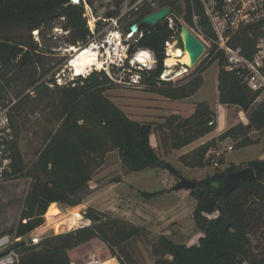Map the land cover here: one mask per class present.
I'll use <instances>...</instances> for the list:
<instances>
[{"label":"trees","instance_id":"trees-1","mask_svg":"<svg viewBox=\"0 0 264 264\" xmlns=\"http://www.w3.org/2000/svg\"><path fill=\"white\" fill-rule=\"evenodd\" d=\"M184 2V22L193 28L191 0ZM162 4L161 8L171 7L174 13H181L176 0H164ZM119 15V10L107 14L108 18ZM176 17V27L180 29ZM57 18L66 20L63 29L69 31L71 44L85 45L88 42L91 33L82 0L74 4L71 0H0L1 78L6 86L21 83L25 84L24 90L35 87L39 81L36 63L41 62L36 43L14 38L10 33L23 27L31 33ZM140 30L142 37L131 47L130 53L148 49L154 53L157 62L153 69L140 72L143 88L171 101L194 96L203 85L204 71L217 60L203 64L201 68L199 65L177 81L162 80L167 58L165 43L174 32L166 21L155 28ZM219 64V102L250 111L258 95L251 92L234 72L225 71L223 60ZM42 68L45 75L49 70ZM14 71L22 72L24 76L7 77ZM113 84L105 71H93L53 91L45 83L35 87L36 92L45 90L49 94V100L44 104L53 107L58 123L47 131L31 166L25 164L18 141L15 139L11 143L14 174L32 180L17 228L18 236L43 225L53 204L70 207L82 204L93 174L104 166L107 155L114 150L119 151L127 172H141L166 164L151 145L154 129L167 132L173 150H180L217 129V115L207 102L197 104L194 114L188 118L170 115L163 124L155 127L134 121L105 96V91ZM28 99V95L23 97L19 106ZM41 101L43 99L39 98ZM258 131H264V102L252 110L247 125L239 123L231 127L219 137L182 155L179 160L191 169L212 167L215 161V157L209 155L212 149L219 148L226 140H234L239 148L258 144L251 137ZM218 163L219 166L224 164V155ZM247 167L254 169L256 179L241 182L225 199L219 196L223 180L227 174L242 168L217 169L214 175L198 181L197 188L192 191L198 199L193 216L202 236L191 246L163 237L153 246V264H264V250L256 257L252 241V235L264 231V159L250 161ZM157 194L147 193V196ZM86 218L92 222L90 226L47 235L39 245L17 243L14 246L18 254L15 264H72L69 252L94 240L103 242L120 264H139L124 246L141 235L142 227L91 207ZM168 255L172 260L167 258Z\"/></svg>","mask_w":264,"mask_h":264},{"label":"rangeland","instance_id":"rangeland-1","mask_svg":"<svg viewBox=\"0 0 264 264\" xmlns=\"http://www.w3.org/2000/svg\"><path fill=\"white\" fill-rule=\"evenodd\" d=\"M80 0H71V3H79ZM132 0H82L85 16L87 18V26L90 30L91 37L85 45H73L69 42L70 33L68 30L63 29L65 25L64 18H57L53 20L50 24L43 25L39 30H34L31 33L26 30V28H21L17 32H11L10 35L14 38H23L24 41H33L38 45V56L41 62H37L39 69V81L38 85L45 83L50 91L56 89V87H64L67 83L73 82L78 77L73 76V71L69 66L70 60L75 55L74 52L69 49L72 46L77 47H86L90 43H97L96 45H101L106 36L110 32V19L107 14L119 10V32L123 34V38H126V35L131 31L130 28L133 23L137 22L147 13H153L156 8L162 7V2L164 0H155V6L151 4L138 5V7H133ZM178 6L180 7L181 13L176 15L184 22L185 11H183V5H185L184 0H176ZM186 6V5H185ZM175 28V39L174 46L176 48L175 57L181 58L184 53L183 42L181 39V28ZM142 31L139 30L135 37L127 40L130 48L135 46L138 42V39L141 37ZM176 43V44H175ZM27 49H25L26 51ZM140 50V49H139ZM167 56V54H166ZM168 57V56H167ZM207 60H200L195 67L188 69V72L178 76V71L182 67H186L182 64L179 67L172 69V73L166 77L167 81H177L178 79L187 75L191 70L196 69L199 65L200 68L203 64H207ZM165 69L167 70L166 63H164ZM42 67L48 69L49 71L43 75ZM165 70V73H166ZM177 70V71H175ZM220 70V64L215 61L213 62L203 73V85L199 91L194 95V97L186 103H181L182 101H171L166 99H161L160 95L147 91L141 84L131 86L127 84V81L131 76L137 77V72L134 70L133 74L126 70H116V74H112L116 80L112 86L105 91V96L108 97L114 104L120 107L126 115L131 114L141 121L147 122L149 119L155 118L156 115H168L172 110H182L183 106H191V103H202L207 102L216 113L220 114V118L223 116V113L220 109L217 108L218 105V75ZM93 71H104L102 68L97 69L92 68L87 71L86 77ZM1 74H3V67ZM20 76L23 77L22 72L14 71L9 74L7 77ZM137 79V78H136ZM58 80L64 86L58 85ZM0 86L2 87V94L4 91H8V98H15L17 101L21 100L25 96H29V99L25 104L20 105V102L16 104L11 114L12 119V130H13V143L16 139L19 143V148L21 150L22 156L24 158L25 164L31 166L36 160L37 151L41 148L43 141L45 140L46 133L49 130H52L58 123V119L53 115V107H45L44 102L49 100V94L43 90L41 93L35 91V87L24 90L25 84L15 83L10 87L6 86L4 81L0 76ZM27 89V88H26ZM24 91L22 95L20 92ZM46 92V93H45ZM7 96V95H6ZM39 98H42L43 101L39 102ZM262 101H256L250 111H243L240 108H233L231 110L232 115H235L237 112H243L246 116L249 123V116L253 109H255ZM197 106V105H196ZM236 112V113H235ZM183 114V113H181ZM167 116V117H168ZM165 117V118H167ZM220 124L222 120H220ZM251 137L258 144L246 146V147H236L234 140H229L224 144H220L219 148L221 150L227 149V147L233 145L235 150L228 151L224 154V164L219 168L208 167L204 171H193V174H190L184 171L181 166L178 164L179 161L176 159L175 153H173L168 160V162L179 174L184 178L195 181L198 183L199 179L194 176L196 173H204V177H210L214 175L217 169L225 170L231 166H237L240 168H247V164L252 159H259L263 154L264 148V131H258L251 134ZM161 146L156 150V152L163 159L165 156L169 157L171 154L170 142L168 139V134L166 131L161 132L160 137ZM175 156V157H174ZM1 162V160H0ZM179 166V168H177ZM127 172L126 168L122 162L120 153L118 150H114L109 153L106 158L104 166L97 170L92 177L91 186L97 184V189L103 188L112 184L115 181L121 180L122 175ZM146 174L148 176H153V181L143 182V187L139 190L138 194L143 199H152L157 198L156 196L150 197L147 196V193H154L158 190H163L170 186L174 187L178 178L174 172L169 171L163 168H150ZM170 180L169 183L166 180ZM32 180L31 178H19L17 175L12 174L7 179L0 180V236L1 235H11L13 238L21 239L20 242H26L33 232L39 231L40 227L35 229L33 232L27 233L25 235L18 236L17 228L22 220V215L25 210L26 199L30 190ZM145 184V185H144ZM95 189V188H94ZM170 191V190H169ZM193 190H181L180 195L185 197L181 198L185 201L188 206V212L194 214L198 199L197 196L192 193ZM92 192L90 187L87 191V196ZM138 196V197H139ZM85 197V198H86ZM83 199V201L85 200ZM176 198V197H174ZM170 201L173 198H169ZM160 199L154 200L155 205ZM82 201V203H83ZM139 201V199H138ZM137 198L133 200L137 206L135 209L138 210L139 202ZM165 201V200H163ZM167 201V200H166ZM165 201V202H166ZM174 201V200H173ZM164 202V203H165ZM60 207V214L52 217L55 219L61 215L59 219L51 223L45 217V223H49L50 230L45 233V235L53 234H62L68 231H71L76 228L86 227L85 224L78 221L77 216L80 214L86 218V212L88 209H83L85 211H80L79 209H71L68 205L56 203ZM149 207V206H148ZM144 210L152 209L149 207H143ZM143 211V210H142ZM155 211V210H154ZM50 212V211H49ZM155 213V212H154ZM157 214V213H156ZM112 215V214H111ZM150 215V213H149ZM46 216V215H45ZM114 216V215H113ZM48 217L49 213H48ZM115 217V216H114ZM117 217V216H116ZM151 218V219H150ZM148 221H151L148 227H142L143 231L141 235L130 240L125 244V248L132 254V256L139 262V264H153L154 256L152 254L153 246L157 245L159 241L163 238H169L172 241L180 244H185L188 246L198 243V239L202 236L201 233L194 230L188 233H183L181 226L176 223L170 224L168 227L163 226L159 228L157 226V218L148 217ZM26 221H24L25 223ZM131 223V222H129ZM133 224V223H131ZM166 227V228H165ZM159 228V230H158ZM169 230H168V229ZM153 229V230H149ZM157 229V230H156ZM168 233H165V232ZM252 241L255 247L256 257L260 256L264 250V231H260L256 235H252ZM103 244V245H102ZM84 245V244H83ZM258 245V246H257ZM168 259L172 260V256L168 255ZM95 260H99L104 264H120L116 258H113L107 246L99 241H92L86 243L84 246L80 247L78 250L71 254V262L76 264H91Z\"/></svg>","mask_w":264,"mask_h":264},{"label":"built area","instance_id":"built-area-1","mask_svg":"<svg viewBox=\"0 0 264 264\" xmlns=\"http://www.w3.org/2000/svg\"><path fill=\"white\" fill-rule=\"evenodd\" d=\"M131 2L133 7L144 4L156 5L155 0H132ZM191 4L193 28L176 17L172 10L162 21H166L168 27L174 32L165 43L167 56L169 57V48L174 45V40H176L174 28L176 17L181 27L182 25L187 26L204 45L205 51L199 61L202 59L209 63L216 59L220 63L223 60V69L234 72L251 92L258 95L256 101L264 102V0H191ZM182 7L185 11L186 6ZM159 9L162 8H156L155 11ZM119 17L110 19V32L104 42L101 45L92 42L89 47H97L102 69L114 82L116 80L112 74L115 75L116 70H126L130 74L136 70L137 77L133 75L127 81L128 85L135 86L141 82L140 72L153 69L157 62L154 53L148 49H138L133 54L130 53L131 48L127 40L134 38L137 32L130 31L126 38H123V34L118 31ZM246 42L247 46H245ZM145 52L148 55L143 61H139L138 58ZM71 61L72 59L69 64ZM1 71L0 63V76ZM73 76L80 77L76 76L75 72H73ZM166 77L164 72L161 79L166 80ZM57 83L59 86H64L59 80ZM7 93L6 89L0 96V180L7 179L14 174L11 150V141L13 140L11 114L16 104L20 102L13 97L8 98ZM232 150H234L233 145L225 150L212 149L209 155L215 157L213 167L219 168L218 159ZM166 182L169 183L170 180L168 179ZM91 224L92 222L87 219L86 226ZM42 231L33 232L25 242L26 245H39L47 236ZM20 241L21 239L13 238L8 234L0 236V264L16 263L18 254L14 246L21 243ZM91 264L103 263L95 260Z\"/></svg>","mask_w":264,"mask_h":264},{"label":"crops","instance_id":"crops-1","mask_svg":"<svg viewBox=\"0 0 264 264\" xmlns=\"http://www.w3.org/2000/svg\"><path fill=\"white\" fill-rule=\"evenodd\" d=\"M193 97L194 96H192L191 98H188L186 100H182V102H180L179 104L183 103L184 101H188V100L192 99ZM160 98L162 100L166 99L162 96H160ZM218 98H219V91H218ZM166 100H168V99H166ZM184 103H186V102H184ZM197 104H198V102L197 103H191V106H183L182 110L181 109L172 110V112L169 113V116L170 115H180L184 118H188L194 114ZM210 108H211V106H210ZM217 108L221 110V112L223 113V116L220 118V114L216 113V111L211 108L215 112V114L217 115V129L215 131H213L212 133H210L204 137H201L196 142H194V143H192V144H190V145H188V146H186L180 150H173L170 147L172 152L169 155V157L165 156L163 159L162 158L161 159L163 161H165L166 163H168V162L172 163L168 159L170 157H173L171 155L173 153H175V154H177L176 159H178V161H179L178 164L181 166L180 168H182L184 171H186L190 174H193L192 173L193 171H204V170H206L208 167L207 168H201V169H199V168H196V169L187 168L181 164L179 159L182 155L190 153L194 149H196L197 147L211 141L214 138L219 137L221 134H223L225 131H227L231 127H233L239 123H242L244 125L248 124V120H247L246 116L243 114V112H237V113L235 112L236 114L232 115L231 110L233 108H239V107L232 106V105H223L218 101ZM181 113H183V114H181ZM128 116L130 119H132L134 121H138V122L144 123V124H153V126L155 127L156 125L163 124L165 119H166L165 117H167L168 115H165V116L162 114L156 115L155 118L149 119L147 122H145V121L143 122V121L139 120L138 118H136L135 116H132L131 114H128ZM220 120H222L221 124H220V122H221ZM160 137H161V132L154 129L153 133L151 135V138H150V142H151L152 147H154L156 150L159 148V146H161ZM227 141H229V140L221 142L220 144H224ZM259 159H264V148H263V154L260 156ZM253 160H256V159H252L249 161H253ZM177 168H179V166H177ZM148 170L149 169L143 170L141 172H131V173L123 174L121 180L115 181L112 184H109L108 186L103 187V188H99V189H97V187H96L97 184L91 186V182H90V187L92 188L91 194L85 198V200L83 201L82 204H80L79 206H76V207H71V209H79L80 211H85L83 209H88L91 207V208H94V209L101 211V212L110 213V214L114 215L115 217L117 216V218L123 219L127 222H131L134 225L140 226V227H148V225L151 224L150 223L151 221H148L147 218L152 217L154 215V217L157 218L156 222H157V226L159 228H162L163 226L168 227L170 224L176 223L177 225L181 226L180 228H181L183 233H188V232L191 233V231L193 232L194 230L201 233L196 228L193 213H191V215H190V212H188V209H189L188 204L181 199V198H185V197L180 195L181 190L177 191L174 189V187L170 186V187L165 188L163 190L155 191L154 193H159L157 195V198H152V199H147V200L141 198V196H139V195H136V194H138L139 190H141V187H143V182L146 181V183H147V181H151V180L153 181V176L150 177L146 174V172ZM203 175H204V173L199 172V173H196L194 176H196L200 181V180H203L206 178ZM210 176H212V175H210ZM174 197H176V198H174ZM136 198H137V201H138V199L140 201V202L138 201L140 203L138 210L135 209L137 206H135L136 204H134L135 202H133V200H135ZM169 198H173L174 201L172 200V201L168 202L170 200ZM156 199H160L159 202L157 201V205H155V203H154V200H156ZM163 200H165V201L167 200V201L165 202ZM53 205L58 206V204H53ZM144 206L147 208L150 207L152 209V212L150 210H148V211L144 210L143 209ZM149 213H150V215H149ZM49 216H50V218L47 216V220L51 223L55 222L57 219H59L61 217V215H60L55 219H51L52 217H55V216H51L50 213H49ZM49 226H50L49 223H45L40 227L39 230H43V231H45V233H47L50 230ZM159 228H158V230H159ZM149 230H153V229H149ZM165 233H168V232L166 231ZM94 241H96V240H94ZM84 245H81V246L75 248L74 250H71L69 252L70 258H71V254L73 252H75L76 250H78L80 247H82ZM72 264H76V263H74V261H73Z\"/></svg>","mask_w":264,"mask_h":264},{"label":"water","instance_id":"water-1","mask_svg":"<svg viewBox=\"0 0 264 264\" xmlns=\"http://www.w3.org/2000/svg\"><path fill=\"white\" fill-rule=\"evenodd\" d=\"M171 10V7H164L142 17L131 26V32L136 33L144 27L147 29L155 28L171 13ZM181 39L183 42L184 51L189 55V64L182 65L186 66V69H192L196 66L197 62L203 55L205 47L185 25H182L181 28ZM160 168L167 169L175 173L178 178V182L174 186L175 190H195L197 188V182L184 178L171 165L166 163ZM255 179L256 173L252 167L243 168L233 173L227 174L222 182L219 196L221 199H225L237 189L241 182H250Z\"/></svg>","mask_w":264,"mask_h":264},{"label":"bare ground","instance_id":"bare-ground-1","mask_svg":"<svg viewBox=\"0 0 264 264\" xmlns=\"http://www.w3.org/2000/svg\"><path fill=\"white\" fill-rule=\"evenodd\" d=\"M69 50L75 53L69 66L70 68H72V71L76 73V76H82L83 74H86L88 70L95 68V67L97 69L102 68L100 53L98 52L97 47L95 46H92V47L72 46ZM184 53L185 54L181 58H177L175 57L176 55L175 46L172 45L169 48V57L166 59V67H167L166 76H169L172 73V69H174L177 66L179 67L180 64H189V55L185 51ZM147 55H148L147 52L143 53L138 58V60L143 61L145 56ZM186 72H187L186 67H182V69L178 71L177 73H178V76H180ZM60 211H61L60 207H58L57 205H53L49 213L51 216H57L61 213ZM77 219L80 222L82 221L81 223L85 225L87 224V220L84 219L82 215L79 214L77 216Z\"/></svg>","mask_w":264,"mask_h":264}]
</instances>
